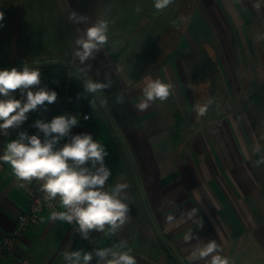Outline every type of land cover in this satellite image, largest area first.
Segmentation results:
<instances>
[{
    "label": "crops",
    "instance_id": "0c3cea01",
    "mask_svg": "<svg viewBox=\"0 0 264 264\" xmlns=\"http://www.w3.org/2000/svg\"><path fill=\"white\" fill-rule=\"evenodd\" d=\"M257 16L253 0H196L173 46L161 30L160 17L123 11L115 19L103 17L110 21L109 40L90 62L89 72L81 73L72 58L68 67L41 68L42 86L58 93L48 109L56 110L70 98L73 114L80 119L73 134L90 133L106 146L105 162L112 172L106 188L128 185L131 220L111 238L94 232L97 247L126 240L137 264H205L192 261L191 254L215 240L232 264H264V164H255L259 155L252 152V129L239 121L234 90L235 48L246 46ZM87 18V25L95 23ZM215 71L220 77L215 78ZM105 76L112 82L101 92L106 111L96 100L91 107L81 97L85 79L103 81ZM146 78L171 83L174 91L167 101L157 100L140 112L135 105ZM217 87L224 94L216 95ZM119 94L125 103H116ZM208 97L215 103L198 120L193 105ZM44 112L29 113L21 129L0 136V155L18 131L34 134L37 130L30 125ZM84 114H90V121L81 120ZM18 183L10 165L0 162V237L14 229L32 194L40 190V182L24 188ZM49 215L42 213L40 223L0 264H18L23 256L35 264H65L63 253L95 248L65 223L48 220ZM188 233L194 239L185 242Z\"/></svg>",
    "mask_w": 264,
    "mask_h": 264
},
{
    "label": "clouds",
    "instance_id": "9594fccd",
    "mask_svg": "<svg viewBox=\"0 0 264 264\" xmlns=\"http://www.w3.org/2000/svg\"><path fill=\"white\" fill-rule=\"evenodd\" d=\"M240 0H236L239 3ZM264 0H255L253 7L259 9ZM174 0H153L157 13L168 8ZM136 11H141L139 5ZM73 24L87 22V16L71 11L68 17ZM187 22V17L181 18ZM4 14L0 12V27H3ZM108 19H98L85 28L75 40L71 55L81 66V73L91 70V61L95 60L108 43ZM257 40L264 35L257 34ZM40 62L32 66L27 60L20 67L0 69V136L8 137L13 130L21 129L29 119V113L40 110L48 111V106L58 99V93L42 86ZM81 97L87 99L90 106L95 103L96 94L112 87L111 78L103 81L85 79ZM174 86L161 79L146 78L142 95L135 109L147 111L157 100L167 101L173 94ZM19 93V98L16 94ZM92 97V99H89ZM116 103H125V96L119 94ZM215 103L214 97L197 101L193 105L196 117H206ZM84 119H88L87 116ZM80 123L78 115L65 113L54 116L50 121L36 119L30 127L37 131L29 134L27 130L18 131L16 138L7 142L0 162L10 165L12 173L24 188L33 181L40 182V191L44 201L50 203L58 199L62 210H53L48 220L74 225L77 235L82 240H89L93 232L111 238L119 233L131 220V208L126 203L128 197L126 183H117L106 188L112 172L106 164L109 155L106 146L94 139L92 134L81 132L73 134L72 129ZM42 134V135H41ZM264 139V137H261ZM65 141L64 143H61ZM252 152L259 155L256 166L264 164V148L257 142ZM51 206V205H50ZM193 209V215L195 213ZM168 221L173 217L169 216ZM194 239L192 233L185 235V242ZM223 249L215 240L195 249L192 261L203 260L205 264H232L229 257L222 255ZM137 264L133 250L126 240L118 245L83 248L63 253L65 264Z\"/></svg>",
    "mask_w": 264,
    "mask_h": 264
},
{
    "label": "rangeland",
    "instance_id": "374dc122",
    "mask_svg": "<svg viewBox=\"0 0 264 264\" xmlns=\"http://www.w3.org/2000/svg\"><path fill=\"white\" fill-rule=\"evenodd\" d=\"M195 3L196 0H174L157 13L153 0H0V12L4 14L3 27H0V69L20 67L26 60L30 65L37 60L40 64H67L72 58L75 40L90 26L89 23H71L68 19L71 11L93 17L94 22L103 17L115 19L123 11L136 16L160 17L161 30L174 46L181 18L190 17ZM255 11L258 16L254 33L245 47L235 48L237 81L234 90L238 96L235 104L241 113L240 123L252 129V143L259 142L264 148V139H261L264 137V39H256L258 33L264 35V2ZM218 74L215 71V78L220 77ZM215 90L216 95L224 94L221 87Z\"/></svg>",
    "mask_w": 264,
    "mask_h": 264
},
{
    "label": "built area",
    "instance_id": "2783aa9c",
    "mask_svg": "<svg viewBox=\"0 0 264 264\" xmlns=\"http://www.w3.org/2000/svg\"><path fill=\"white\" fill-rule=\"evenodd\" d=\"M71 99L66 97L61 105L56 109H48L42 115V119L45 121H50L54 116L62 115L65 113L73 114V109L71 107ZM87 116L88 119H84ZM90 114H84L81 118L82 121H90ZM62 141L61 143H64ZM51 205V206H50ZM53 210H62L56 201L46 203L44 201V194L39 190L38 192L32 194L28 210L20 214L17 218V223L14 229L0 237V263L7 259L11 254H13L15 246L20 242L24 234L31 228L36 227L40 223V216L44 212L51 213ZM69 229L75 234V236L84 242L89 247H97L99 244V239L97 235L93 232L89 240H82L76 233L74 225L65 223ZM18 264H35L29 257L23 256L18 259Z\"/></svg>",
    "mask_w": 264,
    "mask_h": 264
},
{
    "label": "water",
    "instance_id": "95a60500",
    "mask_svg": "<svg viewBox=\"0 0 264 264\" xmlns=\"http://www.w3.org/2000/svg\"><path fill=\"white\" fill-rule=\"evenodd\" d=\"M32 66H36V65H32ZM39 66L41 68H48V67H53V66L68 67L69 65L68 64H65V63H43V64H39ZM95 98H96V102L105 110L104 98H103L102 93H100V95L99 94H96V97Z\"/></svg>",
    "mask_w": 264,
    "mask_h": 264
}]
</instances>
